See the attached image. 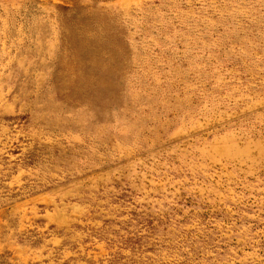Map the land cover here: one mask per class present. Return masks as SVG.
Returning <instances> with one entry per match:
<instances>
[{
  "label": "rangeland",
  "instance_id": "obj_1",
  "mask_svg": "<svg viewBox=\"0 0 264 264\" xmlns=\"http://www.w3.org/2000/svg\"><path fill=\"white\" fill-rule=\"evenodd\" d=\"M0 264H264V0H0Z\"/></svg>",
  "mask_w": 264,
  "mask_h": 264
}]
</instances>
